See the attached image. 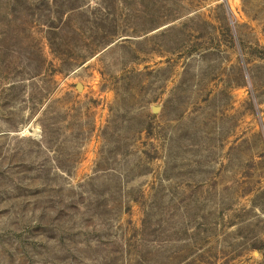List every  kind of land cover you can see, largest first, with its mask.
<instances>
[{
    "label": "rangeland",
    "instance_id": "1",
    "mask_svg": "<svg viewBox=\"0 0 264 264\" xmlns=\"http://www.w3.org/2000/svg\"><path fill=\"white\" fill-rule=\"evenodd\" d=\"M0 264H264V0H0Z\"/></svg>",
    "mask_w": 264,
    "mask_h": 264
}]
</instances>
